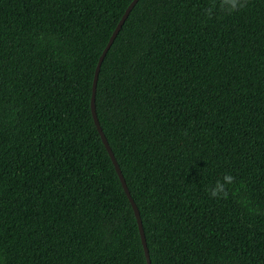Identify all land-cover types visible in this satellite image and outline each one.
I'll list each match as a JSON object with an SVG mask.
<instances>
[{"label": "trees", "instance_id": "16d2710c", "mask_svg": "<svg viewBox=\"0 0 264 264\" xmlns=\"http://www.w3.org/2000/svg\"><path fill=\"white\" fill-rule=\"evenodd\" d=\"M131 1L0 0V264H148L91 107ZM96 107L152 264H264V0H139Z\"/></svg>", "mask_w": 264, "mask_h": 264}, {"label": "water", "instance_id": "95a60500", "mask_svg": "<svg viewBox=\"0 0 264 264\" xmlns=\"http://www.w3.org/2000/svg\"><path fill=\"white\" fill-rule=\"evenodd\" d=\"M139 0H132L131 3L128 5L127 9L125 10L124 14L122 15L121 19L119 20L117 26L115 27L107 45L105 46L104 50L102 51L101 55H100V58H99V61H98V64L96 66V70H95V76H94V81H93V91H92V101H91V107H92V114H93V118H94V121L96 123V126L98 128V131L102 137V140L110 154V157L115 165V168L117 170V173L121 179V182H122V185L125 189V192L127 193L131 203H132V206H133V209H134V212H135V216H136V219L138 221V225H139V229H140V233H141V237H142V242H143V245H144V250H145V255H146V258H147V263L148 264H152V259H151V255H150V250H149V247H148V243H147V238H146V234H145V229H144V225H143V220H142V216H141V213H140V209L137 205V203L135 202L131 192H130V189L128 187V184L126 182V179H125V176L122 172V169L120 167V164L114 154V151L103 131V128L101 126V123H100V120H99V117H98V113H97V107H96V91H97V83H98V78H99V73H100V70H101V66H102V63L107 55V52L109 51L110 47L112 46L115 38L117 37L119 31L121 30L123 24L125 23L126 19L128 18L130 12L132 11V9L134 8V6L136 5V3L138 2Z\"/></svg>", "mask_w": 264, "mask_h": 264}, {"label": "clouds", "instance_id": "9594fccd", "mask_svg": "<svg viewBox=\"0 0 264 264\" xmlns=\"http://www.w3.org/2000/svg\"><path fill=\"white\" fill-rule=\"evenodd\" d=\"M246 5V0H221V6L224 10L232 12L238 9L244 8ZM207 14L210 16L212 9L206 10ZM234 183V177L231 174H226L223 176L222 180H217L215 185L209 189V194L213 198H223L227 199L229 197V191L227 185Z\"/></svg>", "mask_w": 264, "mask_h": 264}]
</instances>
